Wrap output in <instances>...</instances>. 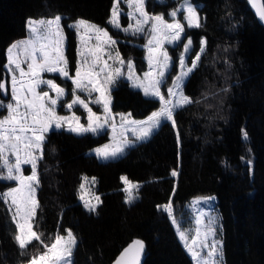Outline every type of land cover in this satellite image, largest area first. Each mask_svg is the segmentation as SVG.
Listing matches in <instances>:
<instances>
[{
  "label": "trees",
  "instance_id": "trees-1",
  "mask_svg": "<svg viewBox=\"0 0 264 264\" xmlns=\"http://www.w3.org/2000/svg\"><path fill=\"white\" fill-rule=\"evenodd\" d=\"M180 2L145 0L144 10L170 21L169 14L179 9ZM190 2L198 6L200 27H187L183 14L178 13L184 32L178 43L166 46L172 66L160 87L168 99L184 44L191 39L186 61L191 63L197 54L200 61L185 80L183 94L194 103L175 109V127L164 121L148 139L107 161L90 150L109 140L108 130L77 135L63 128L45 135L37 167L39 207L33 230L42 233V239L71 230L77 238L74 264H112L125 246L137 240L144 244V264H193L169 216L159 207L169 203L179 219L190 200L202 195L216 196L225 264H264V24L248 0ZM113 3L0 0V80H8L6 51L25 37L26 21L57 15L62 17L70 75L76 71L78 42L69 24L78 19L105 28L115 39L124 71L127 62L133 61L137 74H142L147 69L145 46L151 23L135 35L112 27ZM121 20L125 27L126 16ZM202 40L206 41L203 52ZM51 78L69 92L61 104L69 101L71 81ZM111 90L110 111L114 115L129 113L140 120L161 105L123 78ZM9 98L8 92L0 93V99ZM6 113L0 108V118ZM82 121L86 122L85 116ZM85 176L97 180L101 201L95 213L85 211L78 200ZM122 176L142 185L137 191L139 199L132 204L124 200ZM10 187L12 183L0 180V193ZM15 234L9 212L0 201V264H24L44 250L33 240L21 255Z\"/></svg>",
  "mask_w": 264,
  "mask_h": 264
},
{
  "label": "snow or ice",
  "instance_id": "snow-or-ice-1",
  "mask_svg": "<svg viewBox=\"0 0 264 264\" xmlns=\"http://www.w3.org/2000/svg\"><path fill=\"white\" fill-rule=\"evenodd\" d=\"M249 3L256 9L259 20L264 22V5H257L255 0H249ZM144 4L145 0H129V6L134 7L136 12H139V17H136L135 13H129L130 16L136 19V27L133 28L132 25H129L124 31H131L133 35L142 32L144 30L142 27L143 24H146L151 19L155 23L151 28L154 35L149 40V45H152L154 40L159 45L161 38L170 43L179 41L181 39V33L184 32L185 25L175 19L177 11L174 10L169 14L172 22H166L162 16L149 17L144 11ZM183 7L187 12V15L183 17L187 22V27H200L199 17L197 16L198 6L192 5L190 0H184ZM119 15L118 9L114 5L112 18L109 22L115 27H120ZM61 20L62 17L57 15L54 18L39 22L30 21L28 28L31 36L24 41L13 43L7 49L8 56L5 68L10 75L11 100L14 103L0 101V108L7 110V115L0 118V161H2L0 163V169H6V174L0 172V180L15 181L16 186H12L7 191L0 193V201H3L8 206L7 211L11 213V220L16 226L14 240L21 249V255L26 254L24 250L32 244L33 240L43 245L44 250L38 256L32 257L28 261V264H74L73 252L77 247V238L71 230H65L67 231V236L57 233L54 237H47L45 239H42V233L33 230V219L36 215V209L39 207L38 201L35 198L36 187L39 185L36 160L42 158L34 155L33 150H40L42 148L44 133L49 130H58L65 124L68 125L67 131L75 132L77 135L83 132L95 133L102 129L104 124L107 123V115L104 118V123H100L101 117L88 107V103L81 99L80 95L77 94V90L79 92L87 91L89 95L92 92H99L100 97L95 98L94 102L103 104L104 112L108 114L110 112V101L104 97V90L99 85L98 77L102 73L107 72L104 78L106 84L113 81V71L117 76L121 74L120 68L108 71L109 66L107 61H104V67L97 70V63L101 60L104 51L97 45L96 49L89 50L88 55H85L84 52L79 53L82 59L78 62L75 75H70L68 61L64 56L63 44L65 37L63 35ZM37 24L40 25L39 30L36 26ZM69 27L74 28L78 34H80L81 28H84L86 31L92 30L96 33L98 40L103 36L107 38L105 43H115L106 30L96 25L88 24L84 20H79L76 24L69 25ZM156 34H160V37L158 38ZM81 40L83 41V34H81ZM191 44V39H188L187 43L184 44L185 53L189 51ZM205 46L206 41L202 40L201 52L204 51ZM156 51H158V48L149 47L150 53ZM21 55L24 56L23 61L20 60ZM116 55L119 56L118 51ZM160 55L163 56V63L157 60L160 70L157 72L156 78L148 80L146 84L144 82L136 83L134 81V87L142 88L145 96L154 97L161 104L160 109L153 112L146 121H132L133 124L139 123L142 126L139 128L138 134L133 130L137 140L148 138L153 130L160 126L162 120L171 121L173 127H175L176 122L173 119L174 110L194 103L191 97L183 94V84L198 67L200 54H197L192 59L191 66L185 63L184 56L179 58L182 71L173 80L172 87L168 89L169 99H166L161 94L160 87L164 83L165 69L168 67L170 57L166 51L161 52ZM89 56L93 58L91 64H89ZM120 62L122 64L124 63L123 60ZM152 62L153 57L150 55V67L152 66ZM24 64L27 66L26 70L22 66ZM127 68L129 73L133 72L134 66L131 61L127 62ZM43 73L58 74L65 80L71 81L75 86L71 93L73 98L71 102L64 101L62 106H66L69 110L74 105L83 107L88 112L89 123L87 127L79 124V117H75L76 126L74 127L67 117L60 116L56 113V106L58 101L63 99L65 89L58 86L52 79H43ZM151 76H153V72L151 71L145 74L146 79ZM132 78V75L128 76V79ZM6 83L8 81L0 80V93L5 95H7ZM42 85L54 91L56 98L50 97L49 91L41 88ZM37 89H40V91H37ZM195 102L198 103L199 101ZM113 131H115L114 125ZM177 137L179 140V133H177ZM245 138H247L246 134ZM96 152L98 156L108 159L109 156L115 157L118 153H122L123 147H117L111 153L104 149H97ZM21 153H23V158ZM10 157H14V161ZM22 163L31 164V175L25 176L23 174L21 169ZM172 175L176 176L177 173L173 171ZM122 180L125 184H130L126 177H123ZM81 188H83V185H81ZM81 199L83 200V196H81ZM95 199L99 201L98 196ZM84 206L90 212L96 211V205H92L89 201H85ZM164 210L168 213L169 217H173L170 204L165 206ZM203 215V212H201L196 217L197 228L195 230V236L191 238V244L188 243L189 237L183 231L179 232L180 239L185 243V247L191 253L192 258L198 261V264H222V246L217 247L220 242L217 240L211 245L207 243V236L214 234V229L209 227L204 234V239L199 241V225L201 224V217ZM173 223H176L174 218ZM208 223L211 225V221ZM198 241L202 248H209L206 254L207 258L200 257V253L195 250L194 246ZM143 249L144 244L142 241H134L133 245H130L128 249L124 250L116 264H139Z\"/></svg>",
  "mask_w": 264,
  "mask_h": 264
},
{
  "label": "rangeland",
  "instance_id": "rangeland-1",
  "mask_svg": "<svg viewBox=\"0 0 264 264\" xmlns=\"http://www.w3.org/2000/svg\"><path fill=\"white\" fill-rule=\"evenodd\" d=\"M158 1H165V0H157V2ZM114 5L117 7L118 12L120 14L119 15L120 27H115V26H113V24L110 23L111 26L115 27V28H117V29H119V30H121L123 32H126V31H124V29H127L129 25H132L133 28H135L136 27V19H134L132 16H130L129 13H135V16L139 17V12H136L134 7H130L129 6V0H114L113 7H114ZM113 7H112V12H113ZM253 9H254V7H253ZM178 13H180V12H178V9H177V15H178ZM124 15L126 16V20H127V25L125 27L122 26V20H121V16H124ZM159 16H161V15H159ZM111 18H112V14H111V17H110L109 20H111ZM169 18H171V17L169 16ZM175 19L178 21V17L177 16L175 17ZM41 20H48V19H33V18L28 19L26 21L27 32H26L25 37H22L20 40L14 41L13 43H18V42H21V41H24V40L28 39L31 36V33L29 31V28H28L29 22L30 21L39 22ZM79 20H82V19H78L77 21H79ZM171 20H172V18H171ZM171 20L170 21L166 20V21L167 22H171ZM77 21H74V22L70 23L69 25H74V24L77 23ZM85 22H87L88 24L96 25V24L92 23L91 21L90 22L85 21ZM149 23H151V27H152L151 19H149V21L146 24H143V26H142L143 29H144L143 31L147 30ZM36 26H37V28L39 30L40 29V25L37 24ZM61 26H62V23H61ZM96 26H98V25H96ZM98 27L101 28V29L106 30L103 27H100V26H98ZM150 30H151V28H150ZM75 33L77 34V42H78L77 65H78V62L82 59V57L79 55L80 52H84L85 55H88L89 50H94V49H96L97 45H99L104 51H103L101 60L97 63V70L99 68L104 67V61H107V64L109 66L108 71H112V70H114L116 68H120L121 69V74L119 76L115 75V73L113 71V77H114L113 81L108 82L106 84L104 82V78L107 75V72L102 73L100 75V77H98L99 85L104 90V97L107 98L110 101L109 108H110L111 102H112L111 101V91H112L111 89L114 87L115 82L118 79H120V78H123L125 81H128L130 86L133 89H136L138 91L140 90L142 92V94L144 95V92H143L142 88L134 87V81L136 83L144 82L146 84L148 82V80L156 78V74L160 70V66L157 63V60H159L160 63H163V56L160 55V53L166 51V46H168L167 44L170 43L167 40H163L161 38V42H160L159 45L157 44V41H153L152 45H148V46L146 45L145 46V50H146L145 61H147L146 65H148V66H147L146 71H144L142 74H137L136 68L134 66V62L133 61H131V63L134 66L133 72L129 73L128 68H127L126 71H124V69H123L124 66L120 62L122 60V58H121L120 55L119 56L116 55L117 50H116V47H115V43L114 44L105 43V41L107 39L106 37L101 36L100 39L98 40L96 38V33L94 31H92V30H87L86 31L84 28L80 29V34H78L76 30H75ZM127 33H132V32L128 31ZM81 34H83V41L81 40ZM63 35L65 37L64 32H63ZM150 35H151V33H150ZM159 37H160V34L158 35V38ZM181 37H182V33H181ZM112 40L115 41V39H113V38H112ZM13 43H11L9 45V47ZM172 43H174V42H171L170 44H172ZM176 43H178V41ZM176 43H174V44H176ZM65 44H66V37H65V40H64V44H63L64 52H65V49H66V45ZM174 44H172V45H174ZM146 47H148V48H146ZM149 47L158 48V51L150 53L149 52ZM189 50H190V48H189ZM188 53L189 52L185 53V51H184V54L182 56L185 57V63L188 66H191V63H187V61H186ZM149 55H151L153 57V62H152V66L151 67L149 65V57H150ZM7 56H8V54H7V51H6V60H7ZM109 56H111V58H109ZM168 56H169V53H168ZM88 59H89V64H91L93 58L91 56H89ZM20 60L21 61L24 60V56L23 55L20 56ZM77 65H76V68H77ZM22 66L25 67V70L27 69L26 64H24ZM171 66H172V64H171V57H170V62L168 64V67H167V69H165V75L168 73V71L170 70ZM5 70H6V68H5ZM68 71H69V69H68ZM150 71L153 72V76L148 77L146 79L145 74L149 73ZM181 71H182V69L180 68V65H179V71L176 74V76L180 75ZM74 75H75V73H74ZM129 75H132L133 78L132 79H128ZM7 76H8V80H7L8 83H6V88H7L8 94H10V98L7 101H4L3 99H0V101H4L5 103H8V102L14 103V101L11 100L10 75L8 74ZM51 76H59V75L58 74H54V73H43L42 74V78L43 79H52ZM165 77L166 76H164V79H165ZM60 78L65 80L62 77H60ZM137 78H139V79H137ZM52 80L58 86L63 87L65 89V95L63 97V99H65L68 96V93H69V92H67L66 87L61 85V84H59L54 79H52ZM74 87L75 86L72 84L71 92L73 91ZM171 87H172V85H171ZM41 88H43L44 90L49 91V96L50 97L56 98V93L54 91H52L51 89H47L46 86H44V85H42ZM37 91H40V89H37ZM77 94L80 95L81 99L85 100V102L88 103V107L91 108L94 113H96L97 115H99L101 117V120L99 121L100 123H104V118H105L106 115L108 117L107 123L104 124V127L102 129L98 130L95 133H101V132H104V131L108 130L109 131V134H108L109 140L105 144L100 145V146H96L94 149L90 150V154H92L94 156L96 155L98 157V159H100V160H105V161L114 160V159H117L120 156L124 155L126 150L130 146H132L136 142L141 141V140H137L136 139V135L134 134L133 130H135L136 133L138 134V130L142 126L139 123L133 124L132 121H136V122L146 121L152 114L147 116L146 118H142L140 120L132 118L129 113H121V114L114 115L110 111L108 114H106L104 112L103 104L94 102L95 98L100 97V93L99 92H92L91 95H89V93L87 91L79 92V90H77ZM145 97L154 98V97H150V96H145ZM72 98L73 97H72V94H71V98L67 102H71ZM172 99H175V98H172ZM61 101H58V104H57L56 109H55L56 113L58 115L67 117L71 121L72 126H74V127L76 126L75 117H79V124L80 125H83L85 127L88 126V123H89V121H88V112L83 107H81L80 105H74L73 108L71 110H69L66 106H62L63 103L61 104ZM160 107H161V105H160ZM160 107H159V109H160ZM169 107H171V105H169ZM60 108H61V110H60ZM159 109L155 110L154 112L158 111ZM78 110H80L81 113H78L79 112ZM174 112H175V110H174ZM6 115H7V113H6ZM82 116H85L86 122L82 121ZM164 121H167V120H162L161 124L164 123ZM167 122L172 123L171 121H167ZM113 125L115 126V131H113ZM67 127H68V125L65 124L60 129L64 128V129L67 130ZM156 129H154L153 131H155ZM49 131H51V130H49ZM47 133L48 132L44 133V141H45V135ZM91 133H93V132H91ZM148 138H146V139H148ZM146 139H144V140H146ZM44 141H43V143H44ZM117 147H123V152L122 153H118L115 157L109 156L108 159H104V158L98 156L97 152H96L97 149H104L107 152L111 153ZM33 151H34V155H36L37 157H41L42 156V153H43L42 148L40 150H33ZM21 156L23 158V153H21ZM10 159L12 161H14L15 158L14 157H10ZM39 159L36 160V171H37L38 160ZM0 163H2V161H0ZM21 169H22L23 174L25 176L31 175L32 168H31V164L30 163L29 164H23L22 163L21 164ZM0 172H3L4 174H6V169H0ZM123 177H125V176L121 177V182H123L122 191H123V194H124V200H125V202L127 204H132V202H135L136 200L139 199V194L137 193V191L139 190V188L142 185L139 184V183L133 182V181H129V180L128 181L130 182V184H125L124 181L122 180ZM1 181L4 182V181H7V180H1ZM7 182L12 183V186H16V182L15 181H7ZM81 185H83V188L80 187L79 193H78V196H79L78 200H79L81 206L85 209V211L90 212L84 206L85 201H89L92 205H96V210H97V208H98L97 206H98V204L101 201V195H99L97 193V180L95 178H93V177L85 176L82 179ZM38 187L39 186L36 187L35 198H36V195H37ZM81 196H83V200L81 199ZM97 196L99 197V201H97L95 199V197H97ZM207 198H212V199H207ZM36 200H37V198H36ZM168 205H169V203L167 205H161L159 207V209H161L163 212H166L164 209H165V206H168ZM5 206H6V209H7L8 206L6 204H5ZM95 212H91V213H95ZM201 212H203L204 215L201 217V224L199 225V229H200L199 241H202L204 239L205 232L207 231V229L209 227H211V228L214 229V234H209L207 236L208 245H211V244L215 243L218 240L220 242V244L217 245V247L222 246V238L220 236L221 235V224L219 222V213H218V210H217V201H216V196L215 195H204V196L202 195V196L194 197V198H192L190 200L189 204L186 206L185 212H184V214H185L184 216L179 217V219L175 218L174 215H173V217H169L170 220H171L172 226H174V228L176 230L177 237L180 239L179 232L183 231L189 237L188 243L191 244V238L193 236H195V230L197 228L196 217ZM166 214L168 215L167 212H166ZM9 216H10V221L12 222L11 213L10 212H9ZM173 218L176 221L175 224L173 223ZM209 221H211V225H209V223H208ZM12 224L14 226L15 233H16V226H15V224L13 222H12ZM64 236H67V234H65ZM199 241L194 246V248H195V250L197 252L200 253V257L207 258L206 254L209 251V248H202ZM181 243L183 245V248L186 250L189 258L192 260L193 264H198V261L194 260L192 258L191 253L185 247V243L183 241H181ZM222 250H223V248H222ZM24 264H28V262L24 263ZM222 264H225V260L224 259L222 261Z\"/></svg>",
  "mask_w": 264,
  "mask_h": 264
},
{
  "label": "water",
  "instance_id": "water-1",
  "mask_svg": "<svg viewBox=\"0 0 264 264\" xmlns=\"http://www.w3.org/2000/svg\"><path fill=\"white\" fill-rule=\"evenodd\" d=\"M255 3L257 4V5H264V0H255ZM254 11H255V13H256V9L254 8ZM258 16V15H257ZM259 18V17H258ZM263 24H264V22H262ZM133 243L134 242H132V243H130V244H128L127 246H125L124 248H123V250L122 251H120L121 253L115 258V260L112 262V264H116V262L119 260V258L121 257V254L124 252V250L125 249H128L129 248V246L130 245H133ZM144 259H145V251H144V249H143V252H142V254H141V256H140V260H139V264H144L143 262H144Z\"/></svg>",
  "mask_w": 264,
  "mask_h": 264
},
{
  "label": "crops",
  "instance_id": "crops-1",
  "mask_svg": "<svg viewBox=\"0 0 264 264\" xmlns=\"http://www.w3.org/2000/svg\"><path fill=\"white\" fill-rule=\"evenodd\" d=\"M183 5H184V0H181V2H180V4H179V9H178V12H180V13H182L183 14V17L184 16H186L187 15V12L184 10V7H183ZM194 6H196V5H194ZM149 17H152V15H148ZM165 20V19H164ZM166 21V20H165ZM151 22H152V25L155 23V21L154 20H151ZM167 22V21H166ZM171 22H172V20H171ZM152 28V27H151ZM191 28H194V27H191ZM154 34L151 32V35H150V37L148 38V41L147 42H149V40H151L152 39V36H153ZM156 35H159V34H156ZM188 40V39H187ZM155 41V40H154ZM177 41H175L174 43H176ZM179 42V41H178ZM174 43H172V44H174ZM187 43V41L185 42V44ZM172 44H170V43H168L167 45L168 46H171ZM149 45V43L147 44V46ZM175 45V44H174ZM173 46V45H172ZM171 46V47H172ZM146 48H148V47H146ZM191 48V47H190ZM150 56V55H149ZM146 63H147V61H146ZM148 66V65H147Z\"/></svg>",
  "mask_w": 264,
  "mask_h": 264
}]
</instances>
